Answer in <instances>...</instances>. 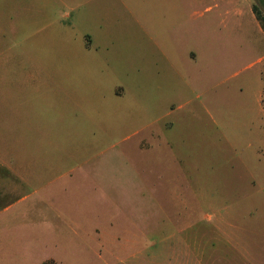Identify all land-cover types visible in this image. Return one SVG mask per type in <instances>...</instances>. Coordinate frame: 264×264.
I'll return each instance as SVG.
<instances>
[{
  "label": "rangeland",
  "instance_id": "obj_1",
  "mask_svg": "<svg viewBox=\"0 0 264 264\" xmlns=\"http://www.w3.org/2000/svg\"><path fill=\"white\" fill-rule=\"evenodd\" d=\"M249 1L0 0L8 58L80 76L96 107L66 163L70 176H95L59 179L74 182L51 196L72 206L62 238L1 235L0 264H264ZM142 133L152 147L138 146ZM10 191L0 190V209L28 190Z\"/></svg>",
  "mask_w": 264,
  "mask_h": 264
},
{
  "label": "crops",
  "instance_id": "obj_2",
  "mask_svg": "<svg viewBox=\"0 0 264 264\" xmlns=\"http://www.w3.org/2000/svg\"><path fill=\"white\" fill-rule=\"evenodd\" d=\"M252 3V0L248 3L251 9V67H259L251 83L256 88L253 97L257 113L264 115V31L252 10ZM0 50V174L5 175H0V190H11L8 194L28 190L0 209L2 214L25 202L21 213L8 214L6 219L21 220L7 227L0 226V236L4 235L9 242H58L66 223L63 212L72 206L58 204L51 196L58 194V190H69L70 184L79 177L95 176L90 173L70 176L71 169H66V163L76 157V150L70 143L73 135L78 136L81 123L88 128L92 121L95 96L81 94L76 85L81 77L64 76L62 66L48 70V66L30 58L25 63L8 58L5 52L10 46H0ZM149 138L144 133L139 138L138 146L142 150L152 147ZM161 143L169 144L167 141ZM189 170L185 167L188 174ZM65 177H73L74 181L57 186L58 180ZM32 195H38V199H33ZM30 198L31 202H27ZM42 258L45 260H41V264L57 262L53 256Z\"/></svg>",
  "mask_w": 264,
  "mask_h": 264
},
{
  "label": "trees",
  "instance_id": "obj_3",
  "mask_svg": "<svg viewBox=\"0 0 264 264\" xmlns=\"http://www.w3.org/2000/svg\"><path fill=\"white\" fill-rule=\"evenodd\" d=\"M259 2H260V6L264 10V0H259ZM252 10H253L256 18L258 19L259 23L261 24V27L263 28V31H264V15L261 16L260 13H258L257 6L255 4L252 5Z\"/></svg>",
  "mask_w": 264,
  "mask_h": 264
}]
</instances>
